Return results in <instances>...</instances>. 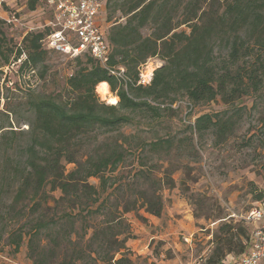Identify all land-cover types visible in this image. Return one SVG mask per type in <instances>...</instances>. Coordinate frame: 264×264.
Here are the masks:
<instances>
[{"label": "trees", "instance_id": "1", "mask_svg": "<svg viewBox=\"0 0 264 264\" xmlns=\"http://www.w3.org/2000/svg\"><path fill=\"white\" fill-rule=\"evenodd\" d=\"M36 3L28 0L29 10ZM116 11L124 23L111 22ZM103 13L109 25L106 65L84 51L69 59L77 67L61 92H27L26 130L14 129L10 116L17 113L8 103L0 110V220L5 216L18 223L29 207L26 247L32 264H141L127 248L131 234L125 215L144 209L160 217L161 181L142 160L128 177L119 171L128 155L158 152L171 140L146 142L123 133V127L134 124L128 113H148L157 120L173 111L178 96L194 104L219 101L224 110L200 115L186 128L223 141L242 97L264 92V0H221L220 5L218 0H106ZM182 26L188 33L177 31ZM146 27L151 33L143 36ZM48 33L47 28L27 33L20 46L7 50L20 63L19 72L40 70L41 78L47 73V57L59 55L42 47ZM4 42L0 29V56L7 63ZM151 58L163 65L153 71L149 85H138V69ZM118 68L127 82L112 74ZM102 82L116 104L99 101L95 88ZM99 131L102 139L95 135ZM164 185L170 188L174 182L166 178ZM255 200L264 203V193ZM244 223L249 228L219 226L204 264H226L227 256L248 253L252 226ZM44 232H53L47 242L41 238ZM7 233L18 253L24 232Z\"/></svg>", "mask_w": 264, "mask_h": 264}, {"label": "rangeland", "instance_id": "2", "mask_svg": "<svg viewBox=\"0 0 264 264\" xmlns=\"http://www.w3.org/2000/svg\"><path fill=\"white\" fill-rule=\"evenodd\" d=\"M218 1L220 5L221 0ZM116 6L120 8L121 3ZM46 16L39 5L29 10L26 0H0V29L5 39L2 50L8 57L5 63L0 56V110L7 103L14 108L17 115L10 116L14 129L27 128L25 122L30 117L23 106L27 92L44 96L61 92L65 78L77 67L69 58L50 54L46 61L47 73L41 78L40 70L19 72L20 63L9 56L7 50L20 46L25 34L42 30ZM124 20L118 11L112 14L111 22L124 23ZM177 31L188 33L185 26ZM150 33V27L142 30L143 36ZM221 49L216 47L217 52ZM147 62L154 70L163 65L157 58ZM5 87L11 92L7 93ZM95 93L105 104L114 96L110 90L106 99L101 98L96 88ZM175 100L179 102L176 108L162 112L157 120L148 113H128L134 124L122 129L123 133L146 142L153 138L171 140L158 152H145L141 157L135 153L128 155L119 171L128 177L142 160L147 171L161 181L160 217H153L144 209L125 215L131 234L127 248L133 260L142 259L141 264H204L214 248V235L221 224L245 227L248 212L254 206L264 208V203L255 200L256 194L264 193V92L242 97L236 106L240 113L230 115L231 133L223 141L211 132L199 135L186 127L198 116L219 112L225 106L219 101L194 104L185 96ZM95 135L100 139L104 136L102 131ZM71 168L72 165L67 166L68 170ZM166 178L174 182L173 187L164 185ZM89 182L98 186L95 179ZM131 184L143 188L141 181L133 180ZM25 209L27 214L18 223L5 216L0 220V264H32L26 247L27 227L32 219L28 218L29 207ZM7 230L12 234L18 230L24 232L18 253L9 245ZM51 234L44 232L41 238L47 242ZM258 264H264V259Z\"/></svg>", "mask_w": 264, "mask_h": 264}, {"label": "built area", "instance_id": "3", "mask_svg": "<svg viewBox=\"0 0 264 264\" xmlns=\"http://www.w3.org/2000/svg\"><path fill=\"white\" fill-rule=\"evenodd\" d=\"M41 1L49 15V19L42 26V29H49L48 35L41 42L44 49L69 59L88 51L93 59L103 66L106 65L109 53L105 33L109 25L103 16L106 0ZM151 65L146 62L139 67L138 85L150 84L154 71ZM111 72L119 80L127 82L128 79L122 68ZM178 103L176 102L171 107L176 108ZM244 221L252 226L250 249L244 255L227 256L226 264H258L264 259V208H252Z\"/></svg>", "mask_w": 264, "mask_h": 264}, {"label": "bare ground", "instance_id": "4", "mask_svg": "<svg viewBox=\"0 0 264 264\" xmlns=\"http://www.w3.org/2000/svg\"><path fill=\"white\" fill-rule=\"evenodd\" d=\"M96 91L98 94L101 96L102 99H106L107 96L109 95V89L108 85L105 82H102L96 86ZM108 103L113 105L117 103V98L115 96L108 98Z\"/></svg>", "mask_w": 264, "mask_h": 264}, {"label": "crops", "instance_id": "5", "mask_svg": "<svg viewBox=\"0 0 264 264\" xmlns=\"http://www.w3.org/2000/svg\"><path fill=\"white\" fill-rule=\"evenodd\" d=\"M26 1H28V0H26ZM38 5L41 6L42 10H43L44 13L46 14L47 11L45 10L44 6L42 5V1H41V0H37V3H36V5H35V8H36ZM48 19H49V15H48V13H47L46 21H47ZM46 21H45V22H46Z\"/></svg>", "mask_w": 264, "mask_h": 264}]
</instances>
